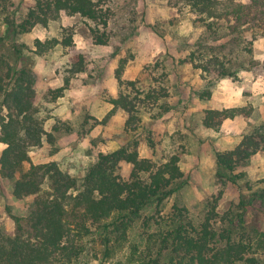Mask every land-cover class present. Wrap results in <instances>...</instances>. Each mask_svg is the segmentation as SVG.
I'll use <instances>...</instances> for the list:
<instances>
[{
    "label": "rangeland",
    "instance_id": "obj_1",
    "mask_svg": "<svg viewBox=\"0 0 264 264\" xmlns=\"http://www.w3.org/2000/svg\"><path fill=\"white\" fill-rule=\"evenodd\" d=\"M3 2H0V34L5 29V17L23 19L35 0ZM101 2L102 17L108 23L106 26H95V34H104L105 44L95 43L94 32L89 29L94 26L92 21L79 14L64 13L58 19L49 21L47 26L37 24L13 40L33 50L35 39H61L63 34L69 33L73 37L77 30V39L80 37L88 42L85 48H81L86 53L87 70L75 76V86L67 89L62 96L81 84H93L102 99L108 100L112 95L104 85L108 80L105 69L107 66L117 68L120 60L126 58L122 78L138 79L141 88H146L150 81L155 87L162 85L165 88L162 93L166 96L161 97L160 101L170 105L171 109L163 117L155 119L150 115L157 109L142 113V126L126 128L127 115H112L105 121L106 115H92L100 114V110L103 114L99 98L94 95L95 101L90 108L74 104L70 108V118H57L54 114L57 101L62 96L51 100L48 89L62 83V74L69 58L68 47L58 44L44 55L24 48L22 60L19 59L17 63L31 68L35 103L43 117L44 129L53 133L52 142L43 136L42 144L31 148L30 158L33 163L56 161L68 174L83 177L99 153H108L136 140L139 157L151 159L156 164L167 161L173 154L178 155V164L184 175L180 180L173 181L171 187L181 181L184 184L176 188L159 209L151 206L142 210L139 217L129 222L124 232L121 228L116 230L115 226H103V223H111L115 216L97 224L85 221L86 228L72 225L65 242L68 249L52 258L75 253L69 264H189L190 258L183 251L178 255L173 252L171 241L168 245L163 243L164 239L170 238L173 227H180L183 235L188 233L200 237L206 226L205 238L207 247L211 249L224 243L221 233L228 228V221H223L220 216L226 213L227 219L234 221L231 232L236 238L239 235L247 236L253 228L264 231V206L259 201L246 206L243 213L244 230L239 229L241 227L237 221L241 212L237 206L241 195L247 197L251 191L264 187V150L252 155L247 164L238 166L235 172H244V177L237 184L228 183L223 187L215 176L216 151L233 149L245 134L264 122V37L249 42V34L244 32L240 42L231 41L225 26L215 25L218 33L206 29L195 23V15L187 12L186 7L181 5L177 10L173 5L174 0ZM140 25L143 31L154 32L159 43H142L135 36ZM10 46L11 40L7 38L1 52L9 54ZM191 53H194L193 57ZM210 54L216 56L217 60L210 63L208 70L196 67L200 62L206 64ZM15 58L10 57V61ZM220 63L229 71V75L218 76L216 68L221 67ZM54 78H58L59 82L50 86ZM206 89L210 90L209 95L202 92ZM248 105L253 107L249 117L238 115L226 118L217 129L202 124L207 109ZM54 125L57 131H52ZM147 130L151 131L153 147L147 144ZM67 135L71 137L69 140L64 139ZM5 147L0 142V155ZM131 169V163L123 162L118 175L128 180ZM140 175L148 180V173L142 172ZM247 181L252 189L246 185ZM46 188V184H43V189ZM220 189L222 195L214 210L216 215L211 216L208 201ZM34 197H15L12 194V180L0 175V228L6 236H13L15 232L12 215L26 216ZM208 217L213 218L207 222ZM247 253L256 257L257 264H264V250L252 248Z\"/></svg>",
    "mask_w": 264,
    "mask_h": 264
},
{
    "label": "trees",
    "instance_id": "obj_2",
    "mask_svg": "<svg viewBox=\"0 0 264 264\" xmlns=\"http://www.w3.org/2000/svg\"><path fill=\"white\" fill-rule=\"evenodd\" d=\"M1 1L5 3V0ZM101 3V0H35L23 19L4 18L5 29L0 34V142L6 147L0 155V175L12 180V194L15 197H35L26 216L12 215L15 223L13 236H6L0 228V264H69L75 253H67L62 258L52 256L68 249L65 242L72 225L86 228L85 221L97 224L115 216L111 223H103V226H115L116 230L121 228L124 232L129 222L139 217L142 210L151 206L159 209L163 201L184 184L181 181L177 186L171 187L173 181L180 180L184 175L178 164V155L173 154L167 161L156 164L151 159L139 157L136 140L108 153H99L96 161L89 164L83 177L68 174L56 161L33 163L30 158L31 148L40 146L43 136L52 142L53 133L44 129L43 117L35 103L31 68L17 63L19 59L22 60L23 49L44 55L55 45L68 47L69 58L65 73L62 74V83L54 89H48L51 100L75 86V76L87 70L86 53L75 46L71 33L63 34L61 39H35L33 50L28 49L25 44L18 45L13 39L29 32L37 24L47 26L49 21L58 19L64 13L79 14L92 21L94 26L89 29L94 32L95 43L105 44L104 34H95V26H106L108 23L102 17ZM173 5L177 10L181 5L186 7L187 12L195 15V23L212 29L214 33H218L215 25L225 26L231 41L240 42L244 32L249 34V42L264 37V0H174ZM7 38L11 40L10 55L1 52ZM12 56L16 57L14 61H10ZM190 56L193 57L194 53ZM207 58L206 64L200 62L196 67L208 70L210 63L217 60L211 54ZM126 61V58H122L115 69L119 91L116 96L108 98L113 107L103 121L121 108L127 112L125 127L136 129L142 126V113L157 109L150 115V118L155 119L163 116L171 107L160 101L161 97L166 96L162 93L165 91L162 85L155 87L150 81L146 88H141L138 79L122 78ZM220 66L216 68L218 76L230 74L222 63ZM202 92L210 94L208 89ZM252 111L251 105L207 109L202 124L217 129L224 119L238 115L249 117ZM57 130L54 125L52 131ZM146 141L150 147L154 146L149 130ZM259 150H264V122L245 134L233 149L216 151L217 182L223 187L228 183L237 184L244 177V172L235 170L238 166L247 164ZM123 162L132 164L128 180H123L118 175ZM142 172L149 174L148 180L142 179ZM43 184H46V189H43ZM246 185L252 189L248 181ZM221 195L222 189L208 201L211 216L216 215L214 210ZM254 201H259L264 206V187L251 191L247 197L241 195L237 204L241 209L237 219L241 230H244L243 213L246 206ZM227 215L220 216L223 221H228V228L221 233L223 245L217 248L207 247L206 226L200 237H193L188 233L183 235L180 227H173L169 233L170 238L164 239L163 243L168 245L171 241L173 252L178 255L183 251L190 258L189 264H257L256 257L247 252L252 248L264 250V231L253 228L249 236L239 235L236 238L231 232L234 221L227 219ZM212 218L208 217L207 222Z\"/></svg>",
    "mask_w": 264,
    "mask_h": 264
},
{
    "label": "crops",
    "instance_id": "obj_3",
    "mask_svg": "<svg viewBox=\"0 0 264 264\" xmlns=\"http://www.w3.org/2000/svg\"><path fill=\"white\" fill-rule=\"evenodd\" d=\"M142 25H140L139 29L137 30L135 36L142 41V43L145 42H156L159 43L156 39V36L154 32L149 31H143L141 28ZM78 32L77 30L74 33L73 41L77 45L78 48H85L88 45V42H85L83 39H80V37L77 39ZM159 45V44H158ZM116 66L112 67H106L107 71V77L108 80L104 82V85L108 88L109 93L112 96H116L119 91L118 81L115 77V69ZM134 79V78H133ZM59 82L58 78H54V83H50V86L57 84ZM95 97L99 98V103L101 104L100 109L103 110V114H101V110L99 111L100 114H93V116L99 117L100 115H106L113 107L111 103L108 102V100H103L100 96V93L98 94V89L93 84H81L77 88L70 89L64 96L60 97V101H57V107H56V113L54 115L57 116V118H70L72 116V110L70 108L73 107V105H86L88 108L93 104L95 101ZM93 109V108H92ZM127 112L124 109H117L116 113L114 114V117H122L126 116ZM163 117V116H162ZM65 135V134H64ZM63 137V136H61ZM71 137H64L65 140H69Z\"/></svg>",
    "mask_w": 264,
    "mask_h": 264
}]
</instances>
